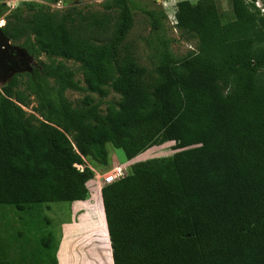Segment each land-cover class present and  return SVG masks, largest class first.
<instances>
[{"label": "trees", "instance_id": "16d2710c", "mask_svg": "<svg viewBox=\"0 0 264 264\" xmlns=\"http://www.w3.org/2000/svg\"><path fill=\"white\" fill-rule=\"evenodd\" d=\"M256 1L232 0L235 18L224 22L215 0H180L177 27L198 39L180 58L162 33L163 8H144L157 39L152 73L123 45L134 0H112L89 18L0 3L4 33L51 59L23 73L25 89L17 74L0 86V205L32 216L43 203L94 201L100 190L89 191L95 172L86 160L106 167L110 145L132 160L174 142V154L134 162L102 188L114 264H264V15ZM56 57L79 62L86 86ZM68 89L121 98L103 113V99L87 95L75 106ZM32 94L42 119L23 108ZM107 234L98 238L104 264ZM64 237L60 260L75 245L81 256ZM33 257L25 264H40Z\"/></svg>", "mask_w": 264, "mask_h": 264}, {"label": "rangeland", "instance_id": "374dc122", "mask_svg": "<svg viewBox=\"0 0 264 264\" xmlns=\"http://www.w3.org/2000/svg\"><path fill=\"white\" fill-rule=\"evenodd\" d=\"M30 1L42 3L52 11H60L78 18H89L99 12L103 13L109 11L108 9L112 2V0H0V3L6 4L9 10H12L23 4V2ZM179 1L180 0H134L137 4V8L134 9L133 26L127 34L123 45H125L124 48L126 50L133 52L139 64L146 67L151 73L154 67L152 54L157 39L152 31L149 17L144 12V8H163L165 11L167 17L164 20V29L162 33L165 35L166 39L168 38L170 40V49L177 58L186 56L197 48L198 39L192 34L183 32L177 27L175 13ZM190 1L196 2L197 0ZM215 1L220 9L224 22L235 18L232 0ZM260 2L264 7V0H260ZM260 12L264 15L261 9ZM1 22L6 23L4 16L0 18V24ZM12 43L24 48L23 41H12ZM30 55L33 56V62L36 66H41L42 63L51 60L45 52ZM55 59L57 61H63L67 66L73 68L76 71V78L81 81L82 85L86 86L83 70L79 62L67 60L62 57H56ZM23 73L24 72L15 73L19 77V86L21 90L26 87L25 75ZM3 84L4 82L0 81V86ZM65 95L75 106L83 104V99L87 95L95 97L96 100L103 99V104L101 105L103 113L107 112L109 102H118L121 98V95L112 89H110L109 94L103 98L97 93L89 91L82 92L72 89H68ZM38 106L39 100L32 94L29 104L23 106V108L28 114H34L42 119V116L37 111ZM174 144V142L163 144L156 147L148 156L133 160H127L123 149L114 148L110 145V163L108 166H100L89 159L86 160V163L95 172L92 184L89 185L90 182L87 184L89 191H91V186L96 187L101 185L102 189L104 187V177L109 175L115 167L122 168L123 173L128 174L134 162L174 154L177 151L174 149ZM31 210L32 216H29L25 212L16 211L13 206L0 205V245L5 247V256L2 257V259H5L4 261H8L11 264H25L26 261L30 260L33 255L36 254V250L42 249L44 252L38 255V259L37 257H33V259H37L40 264H56V261H58V264H104V262L101 263L102 247H100V249L98 248V238L102 236L106 238L105 234L107 232V260L108 264H114L112 253L110 252L111 243L101 195L94 201L87 202L86 200L73 203L68 201H55L34 206ZM66 223L68 226L65 228L64 224ZM65 234H67V238L71 242L76 240L83 251H81V256H77L74 252L79 251L75 249L76 245L72 246L64 255L62 262L59 258V252ZM47 235H49V239L45 237ZM70 241H68V245ZM47 245L49 246L48 249L46 248ZM83 247L85 248L83 249ZM89 253L93 254L89 255ZM83 257L89 259L86 261L87 263H85ZM79 261H81V263Z\"/></svg>", "mask_w": 264, "mask_h": 264}, {"label": "water", "instance_id": "95a60500", "mask_svg": "<svg viewBox=\"0 0 264 264\" xmlns=\"http://www.w3.org/2000/svg\"><path fill=\"white\" fill-rule=\"evenodd\" d=\"M5 22L0 24V81L6 82L15 73L31 70V56L25 48L12 43V40L4 33L2 27ZM21 64L26 65L25 68Z\"/></svg>", "mask_w": 264, "mask_h": 264}, {"label": "built area", "instance_id": "2783aa9c", "mask_svg": "<svg viewBox=\"0 0 264 264\" xmlns=\"http://www.w3.org/2000/svg\"><path fill=\"white\" fill-rule=\"evenodd\" d=\"M255 3L264 12V7L262 6L260 0H257ZM77 167L80 168V169H83V166L82 165H77ZM125 175L126 174L123 173L122 168L115 167L113 169V171L109 175H107V176L104 177V180H103L104 181L103 182L104 183V186L105 185H108V184H111V183L119 180L120 178L124 177Z\"/></svg>", "mask_w": 264, "mask_h": 264}, {"label": "crops", "instance_id": "0c3cea01", "mask_svg": "<svg viewBox=\"0 0 264 264\" xmlns=\"http://www.w3.org/2000/svg\"><path fill=\"white\" fill-rule=\"evenodd\" d=\"M135 159V158H134ZM133 160V159H132ZM75 202H77V201H75ZM88 202V201H87ZM68 226V224L66 223V224H64V227L66 228ZM65 238V237H64ZM0 241H1V239H0ZM63 242H64V240H63ZM62 245H63V243H62ZM62 245H61V248H60V251H61V249H62ZM2 246V254H1V260H5V259H2V257H4L5 256V247H3V245H1ZM110 252H111V250H110ZM59 254H60V252H59ZM113 259V258H112Z\"/></svg>", "mask_w": 264, "mask_h": 264}, {"label": "flooded vegetation", "instance_id": "af4514ba", "mask_svg": "<svg viewBox=\"0 0 264 264\" xmlns=\"http://www.w3.org/2000/svg\"><path fill=\"white\" fill-rule=\"evenodd\" d=\"M28 53H29V52H28ZM20 65H21L22 68H25V67H26V65H23V64H21V63H20ZM31 65H32L31 70L28 69V70H24V71H20V72H24V73H26V72H31V71L33 70V68L36 67V65H35L34 62H31Z\"/></svg>", "mask_w": 264, "mask_h": 264}, {"label": "bare ground", "instance_id": "6f19581e", "mask_svg": "<svg viewBox=\"0 0 264 264\" xmlns=\"http://www.w3.org/2000/svg\"><path fill=\"white\" fill-rule=\"evenodd\" d=\"M98 189L100 190V194H99V195H101V191H102V189H101V185L98 186Z\"/></svg>", "mask_w": 264, "mask_h": 264}]
</instances>
